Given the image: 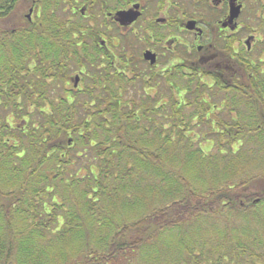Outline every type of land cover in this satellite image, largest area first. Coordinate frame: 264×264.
Returning <instances> with one entry per match:
<instances>
[{"label": "trees", "instance_id": "1", "mask_svg": "<svg viewBox=\"0 0 264 264\" xmlns=\"http://www.w3.org/2000/svg\"><path fill=\"white\" fill-rule=\"evenodd\" d=\"M47 8L0 24V264H264V55L147 87Z\"/></svg>", "mask_w": 264, "mask_h": 264}, {"label": "flooded vegetation", "instance_id": "2", "mask_svg": "<svg viewBox=\"0 0 264 264\" xmlns=\"http://www.w3.org/2000/svg\"><path fill=\"white\" fill-rule=\"evenodd\" d=\"M21 2L27 3V14L24 17L33 28L35 17L40 18L41 9H48L47 7L64 9L61 13L67 10L70 19H66L80 18L91 34L96 28L92 44L98 47L96 56L101 61V66L110 62L117 73H128L135 80L142 77V82L147 87L153 84L156 86L163 81L168 85H172L170 82L180 83L193 75L199 77L201 84L211 86L216 82V76L222 79L223 75L236 68L255 65L264 55V0ZM121 10H131V15L137 13V16L130 24L121 25L115 19L116 12ZM51 13L53 10H49V14ZM89 31H84V34L89 35ZM120 36L127 37L131 43V50L123 51L125 61L131 59V66L115 64ZM147 51L154 56L145 59L144 53ZM153 59L154 62H151ZM33 61L32 59L30 62ZM80 73L81 71H77L63 81L64 86L71 83L72 88L68 89L71 94L72 90L78 91V84L81 85ZM55 75L56 72H53L46 81L53 80ZM142 82L139 83L141 86ZM51 96L56 97L55 93H51ZM17 99L23 101L22 95H17Z\"/></svg>", "mask_w": 264, "mask_h": 264}, {"label": "rangeland", "instance_id": "3", "mask_svg": "<svg viewBox=\"0 0 264 264\" xmlns=\"http://www.w3.org/2000/svg\"><path fill=\"white\" fill-rule=\"evenodd\" d=\"M27 9H28L27 3H25V2L19 3L18 6L14 9V12L10 15V17L8 19H6V20H3V22H1L0 24L2 26L12 27L14 25V23H16V22H20L21 23V21L19 20V18L22 15L24 16V15L27 14ZM51 10H53V17H56L57 22H61L62 20H64V18L65 19L66 18L68 19L70 17L69 16L70 13L67 10H65L64 13H61L60 12V9H56V8L51 9ZM93 25H95V24H93ZM117 45H118V47H116V50L119 53H118V55L116 54L117 61H115V64H118L120 66H123L124 64H128V65L131 66V59L130 60L128 59V62L125 61V57L126 56H125V53L124 52H128L127 49H130L131 50V43H129V40L127 39V37L120 36V41L117 43ZM109 46L110 47L112 46V42L111 41H110ZM129 58H131V57H129ZM115 66L120 69L119 66H117V65H115ZM74 73H77V71H75ZM74 73L71 76H73ZM125 75L129 76L128 73L125 74ZM47 86H48L47 88L50 89L51 91H53V93H55V96L57 98H59V99L62 98V97H69L70 95L75 94V93H72L71 94L68 91L69 88H72L71 83H69L67 86H64L62 81L56 80V79L54 80L53 79L52 81H49L48 82V85ZM78 87L81 88V85L78 84ZM137 88H139V86ZM123 96H125V95H123ZM128 98L131 99V97H128ZM18 120L20 121V119H16L15 120L17 124H19ZM148 178H149V176H148ZM148 180L157 182L159 179H157V178L154 179L153 176H151Z\"/></svg>", "mask_w": 264, "mask_h": 264}, {"label": "water", "instance_id": "4", "mask_svg": "<svg viewBox=\"0 0 264 264\" xmlns=\"http://www.w3.org/2000/svg\"><path fill=\"white\" fill-rule=\"evenodd\" d=\"M236 13L233 14L235 16ZM137 16V13H133L131 15V10H121L116 12L115 19L121 24V25H127L130 24L132 20H134ZM154 55L151 54L149 51L144 53V58H152ZM151 62H154V59L151 60Z\"/></svg>", "mask_w": 264, "mask_h": 264}]
</instances>
